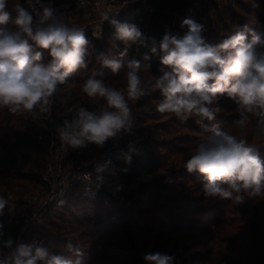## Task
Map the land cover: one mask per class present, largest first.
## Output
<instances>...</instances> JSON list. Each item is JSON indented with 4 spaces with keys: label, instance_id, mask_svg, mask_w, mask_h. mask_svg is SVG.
I'll list each match as a JSON object with an SVG mask.
<instances>
[{
    "label": "trees",
    "instance_id": "obj_1",
    "mask_svg": "<svg viewBox=\"0 0 264 264\" xmlns=\"http://www.w3.org/2000/svg\"><path fill=\"white\" fill-rule=\"evenodd\" d=\"M207 1L137 0L130 3L109 16L100 38H95L85 31L88 46L94 55L88 62L92 72L83 74L81 71L78 75L72 73L66 83L58 85L56 93L50 98L48 112H40L37 108L33 113L21 115L0 108V187L5 199L11 196L14 200H20L33 189L46 186L43 180L45 158L54 141L61 143L59 129L66 123H72L81 108L97 113L106 108V102L102 98H90L82 91L87 79L94 77L103 80L109 87L124 90L127 99V77L124 72L128 71L130 61L140 62V74L146 70L153 77H161L165 72H171V68L160 63V57L163 55L159 51L160 41L165 34L182 37L179 31L182 22L185 19H201L195 13L199 4ZM17 4L36 15L45 7L60 11L65 5L74 7L75 0H31L30 3L26 0H8V10L12 17L16 15L14 8ZM112 19L120 23L135 24L143 33L144 42L133 44L127 48L125 55H121L126 46L122 41L115 39V28L110 23ZM255 28L254 33L264 37V9ZM154 45L157 48L156 53L151 51ZM35 50L42 51V62L51 61L46 50ZM145 56L148 59H145ZM103 57L122 62L124 72L115 74L110 68L103 67ZM71 82L75 84L72 86ZM142 82L145 87L143 79ZM154 95L148 93L138 101L128 100L129 107L145 114L151 98L162 99L159 92ZM165 115L167 114L155 118L150 116L156 119V122L146 124L144 128L148 139L142 155L135 160L131 158L130 162L114 156L107 158L108 166L125 175L127 181L136 177L142 168L155 171L152 181L145 184L146 190L139 188L135 194H130L129 204L119 199L104 204L100 196H82L81 186L76 183L67 196L65 205H53L47 212L44 224L28 232L26 239L21 241H18L21 220L13 214L7 204L4 214L0 216V254L8 248L3 246L2 241H13L11 247L16 257L21 246H30L32 240L40 239L42 247L48 249L50 256L62 255L74 260L80 259L81 264H147L143 259L144 255L155 252L174 256L172 264H192L197 261L200 264L207 263L212 257L206 252L209 243L204 242L195 254L188 252L191 248L186 232L192 226L187 219L184 221L181 214L189 209L204 212L207 206L194 204L196 199L191 196L194 191L190 183L195 179L188 178L189 172L184 167L185 161L192 154V148L179 144L184 143L181 139L186 137V134L178 135L173 131L174 128L179 129L180 125L175 126L177 121L187 123L188 120L181 121L176 117L163 120L161 117ZM256 120H260L264 126V116H257ZM183 125L180 127H184ZM113 144L114 137L107 140L103 147L89 143L86 147L73 148L67 144L69 155L64 168L81 170L90 167L91 163L105 155ZM160 169H164V172L157 174ZM177 179H186V182ZM244 195L242 204L232 202L230 212L247 219L254 208L256 209L258 197H248L246 193ZM198 197L206 200L212 198L204 194ZM146 203L147 206H144ZM136 205L142 207L137 208ZM259 225L260 222L256 221L250 227L253 229ZM198 228L201 229L200 226ZM258 233L261 235L259 240L257 239L260 249H247L245 253V259L252 264H264V230ZM69 242L73 246L72 249L67 247ZM224 245L218 250L213 262L238 264L235 258H230L233 245L229 242ZM76 250L82 255L77 257ZM222 253L224 255H221ZM7 264H14V259ZM37 264H46V261H38Z\"/></svg>",
    "mask_w": 264,
    "mask_h": 264
},
{
    "label": "clouds",
    "instance_id": "obj_2",
    "mask_svg": "<svg viewBox=\"0 0 264 264\" xmlns=\"http://www.w3.org/2000/svg\"><path fill=\"white\" fill-rule=\"evenodd\" d=\"M30 3L31 0H26ZM16 15L11 16L8 0H0V108L13 114L33 113L50 110V98L57 87L64 84L74 72L88 67L86 56L89 41L85 30L69 26L54 16L52 8L45 7L42 14H33L17 4ZM105 15L103 20H108ZM115 39L127 48L142 44L144 35L135 24L120 23L112 19ZM188 31L182 36L165 34L159 44L163 53L160 63L171 68L155 80L153 90H158L162 99L156 105L160 114H172L181 121L196 118L200 124L213 120L220 109L213 107L218 94H226L239 111L236 127L243 130L248 126L247 113L264 116V37L252 34L248 43L246 32L237 31L210 46L201 36L202 25L185 19L182 26ZM32 41V43H29ZM51 57L48 64L36 63L42 60V51ZM152 53L157 52L154 45ZM224 55H221V54ZM145 59H148L145 56ZM103 67L116 73L121 63L115 59L102 58ZM127 99L124 90L109 87L103 80L90 77L82 91L90 98H102L106 108L99 113L81 108L72 123L59 129L60 139L73 148L86 147L92 143L103 147L107 140L116 137L121 129L127 130L132 123V110L128 100L138 101L147 95L143 85L138 60L128 63ZM138 150L132 144L129 153ZM131 161V155H126ZM189 172H199L205 183L206 197L229 199L237 204L248 197H264V161L259 150L246 139L238 138L219 127L213 129L207 142L200 143L184 163ZM104 166L97 168L103 172ZM97 180L102 177L97 176ZM8 200L0 195V216L4 214ZM2 227V225H0ZM2 235V233H0ZM4 247H11L13 241H2ZM67 247L72 249L69 242ZM82 253L76 250V256ZM147 264H172L174 256L161 252L148 253L143 257ZM81 264L80 259L62 255H49L48 249L36 246H21L14 264Z\"/></svg>",
    "mask_w": 264,
    "mask_h": 264
},
{
    "label": "rangeland",
    "instance_id": "obj_3",
    "mask_svg": "<svg viewBox=\"0 0 264 264\" xmlns=\"http://www.w3.org/2000/svg\"><path fill=\"white\" fill-rule=\"evenodd\" d=\"M110 0H102V5L99 8H94L90 5L84 8H78L77 6L72 7L71 5H65L60 9H53L54 16L62 20L64 23L69 26H78L83 28L86 32L90 31L91 28L95 25V21L99 19L100 12L105 8H118L113 3H110ZM95 6V5H93ZM125 6V5H124ZM123 7V6H122ZM264 9V0H208L205 3H201L196 10L198 16L201 19H192V21L197 24L202 25L201 36L204 39V42L210 46L218 45L222 42L223 39L227 38L228 35L234 34L237 31L246 32L248 36V43H251L252 34L256 30L255 25L259 21V15L263 13ZM121 10V9H119ZM43 10L38 13L42 14ZM117 11H114L116 13ZM34 19L36 15L34 14ZM180 33L184 35L187 31V25L181 26L179 29ZM87 64L91 59L93 52L90 47L87 46ZM221 55H224L223 53ZM36 63L48 64L46 62L38 61ZM123 66V63L120 62ZM121 66L120 70L115 74H120L124 72ZM84 72L83 74H90L92 71L89 66L86 69H80L75 74ZM124 73H127L124 72ZM126 75V74H125ZM144 81L145 91L148 93L154 94L158 93V90H153L152 85L155 83V80L159 77H153L146 70L143 71V74H140ZM75 83L71 82L73 86ZM161 99L151 98V102L146 110L145 114L140 113L137 109L132 110V123L127 130L121 129L117 134L116 138L121 144L129 146L132 144L135 149L138 151L136 153H130L132 160H135L138 156L143 154L144 149L146 148L147 143V131L144 129L148 124L156 122L155 117H160V113L156 111V105L160 102ZM213 107H218L220 111L214 114V119L204 120L200 124H197L195 121L196 118L188 119L187 123H175V126L182 125L184 127H179V129L174 128V134L183 135L186 134L181 140H184V143L181 146H186L192 148V150L199 145L200 143L207 142L208 138L212 135L213 129L219 127L222 130H227L231 134L236 135L238 138L246 139L247 142L256 147L259 150L260 158L264 161V126L261 125L260 120H256L257 116L247 113L249 117V123L246 128L240 130L235 125V121L240 118L239 111L237 110V105L229 98L226 94L217 96V101ZM153 116L154 118H150ZM175 117L172 114H167L161 117L163 120L171 119ZM38 119V117H37ZM147 124V125H146ZM174 124V123H173ZM211 130V131H210ZM197 138V139H196ZM188 140L193 142L189 143ZM191 150V151H192ZM64 148L55 147L52 150H48V154L45 158V164L49 160H55L58 154H63ZM54 157V158H53ZM43 170V172H44ZM139 174L136 177H133L131 181L124 177L121 172H118V182L120 183V197H123L125 204H129L128 197L130 194H135V192L142 188L146 190L145 184H148L155 177V171L142 168ZM159 173L164 172V169L157 171ZM188 178H194L192 184V198L196 199L194 204H203L207 205L206 210L201 212L198 209H189L185 210L182 214L184 221L187 219L189 224L192 226L191 229L187 230V241L190 243L189 253L195 254L202 246L204 242L209 243V249L207 254L212 256L211 259L204 264H215L213 258L218 255V250L225 246V242H229L233 245V249L230 254V258L233 257L236 259L238 264H252L251 262L245 259V253L247 249L255 250L260 249L259 240V231L264 230V197H258L257 204H255L256 209L252 214L247 218L243 219L242 217L235 215L230 212V206L232 200L229 199H220V198H211L204 199L198 197L203 195V184L205 183L203 176L199 172H192L188 174ZM181 182H186V179H177ZM2 187H0V195L2 194ZM41 191V188H35L33 191L27 195H34ZM170 193V191H169ZM173 194V193H171ZM26 196V195H25ZM220 200V201H219ZM211 202V203H210ZM198 205V206H203ZM147 206V203L146 205ZM137 208L142 207V205H136ZM46 220V217H45ZM199 220L200 222H198ZM256 221L260 222L259 227L251 228L250 225ZM186 224V223H185ZM201 227L199 229L198 227ZM256 228H259L256 229ZM202 231V233H199ZM264 235V233H263ZM264 237V236H263ZM200 239V242H199ZM199 242V243H198ZM262 245V244H261ZM221 255H224L223 253ZM15 255L12 250L4 254V259L8 262L11 259H14ZM215 260V259H214ZM192 264H200L199 261ZM220 264V263H219Z\"/></svg>",
    "mask_w": 264,
    "mask_h": 264
},
{
    "label": "built area",
    "instance_id": "obj_4",
    "mask_svg": "<svg viewBox=\"0 0 264 264\" xmlns=\"http://www.w3.org/2000/svg\"><path fill=\"white\" fill-rule=\"evenodd\" d=\"M110 1L116 7L119 6V9H122L137 0ZM86 4L87 6L90 5L94 8H99L102 5V0H75V6L78 8H84ZM119 9L114 7L106 10L105 8L100 12L99 19L94 22L95 25L88 32L93 37L100 38L106 21L103 20V17L105 15L109 17L114 11L118 12ZM54 147L56 149H59V147L64 148V152L61 156L58 154L55 160H49L45 164L43 180L46 186L41 188V191L37 194L26 195L20 200H14L11 196H8L7 200L11 211L21 220L18 241L25 240L28 232L44 224L47 212L53 205H65L66 198L76 183L81 186V195L84 197L100 196L104 204H108L113 199L125 201L123 197H120L121 186L118 182V172L114 167L108 166L107 164V158L110 156H114L120 160H126V155H131L128 152L127 146L118 142L116 137H114L113 146L105 155L94 160L90 167H84L81 170H66L64 168V163L69 155L67 143L62 140L61 143L54 141L50 146V150ZM102 166H104V171L97 172V168ZM97 176L102 177V180H97ZM30 246L33 247L34 251L36 246L42 247V240L34 239L30 242ZM10 250H12V247H8L0 254V264L8 263L4 259V254Z\"/></svg>",
    "mask_w": 264,
    "mask_h": 264
}]
</instances>
